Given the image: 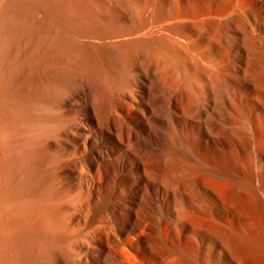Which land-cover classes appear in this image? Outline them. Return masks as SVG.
<instances>
[{
	"label": "bare ground",
	"instance_id": "6f19581e",
	"mask_svg": "<svg viewBox=\"0 0 264 264\" xmlns=\"http://www.w3.org/2000/svg\"><path fill=\"white\" fill-rule=\"evenodd\" d=\"M231 21L247 30L243 37L257 43L263 58L264 0H0V264H192L194 255L208 264L207 224L222 218L226 224L236 219L240 227L232 229L229 254L262 245L245 229L260 226L257 191L243 199L242 184L231 185L227 201L215 194L212 202L202 196L195 203L191 188H208L212 181L191 179L188 167L179 181L174 125L169 128L179 122L180 102H187L193 107L187 108L193 112L192 161L208 164L197 141L211 144L217 155L223 148L219 123L207 115L214 104L204 107L198 98L211 72L195 70L198 75L181 79V71L195 60L224 81L237 78L231 53L241 37L230 30ZM263 75L257 82L264 96ZM260 93L236 98L256 119L262 113L257 106H264ZM234 94L229 97L236 101ZM250 116L247 130L264 129V115ZM199 203L219 210L209 213ZM233 257L238 264L239 256Z\"/></svg>",
	"mask_w": 264,
	"mask_h": 264
},
{
	"label": "rangeland",
	"instance_id": "374dc122",
	"mask_svg": "<svg viewBox=\"0 0 264 264\" xmlns=\"http://www.w3.org/2000/svg\"><path fill=\"white\" fill-rule=\"evenodd\" d=\"M119 4V3H118ZM121 4V3H120ZM235 21V22H234ZM233 21V23H238V21H236V20H234ZM232 23V21L231 22H229V28H230V30L234 33V35L237 37V38H240V39H238L237 41H236V47L234 48L233 47V49L234 50H232V53H231V56H232V60H233V67L235 68L234 70H235V74H236V76H237V78H235V77H231L230 75V77H226L225 78V81L224 80H222V78H221V76H219V74L217 73V70L215 69V71L213 70V71H211L210 69H207V67L205 66H203L201 63H199L198 61H195V60H193V61H195V62H193V61H191V63L190 62H188V63H186V65L185 66H187V68H189V69H187V68H185L184 69V67H182L183 68V71H181V73L182 72H184V73H182L184 76L183 77H181L180 75H182V74H179V76L181 77V79L182 78H185V75L187 76L188 75V73L190 74V73H193V72H196L195 74H197V72L198 71H200V70H204L203 72H207L208 73V71L209 72H211L210 73V75H209V73L207 74V75H209L208 76V79H204V80H206V81H204V82H202L203 83V85H202V90H201V88L199 89V90H201L202 91V93L200 92H196L197 91V89H196V95H197V93H199L200 95H199V99H201V103H202V105H204V107L206 106L205 104H211V103H213L214 104V109L215 110H211V111H209V110H207V112H208V116L209 117H211V119L212 118H214V119H217V122L219 123L217 126H219L216 130V132L218 133V131L220 132L219 134H220V137L222 136V140L224 141L223 142V148H219V153H218V155H217V153H216V151H215V153H214V151L212 152V150L210 149L211 148V144L209 145V143H207V144H204V143H202V142H200V141H197V143L195 144V147H197V145H200V146H198L197 148V153H198V155L201 157V158H204L205 160H206V162L208 163V164H206V166H202L200 163L198 164V163H196V162H193L192 160H194V159H192L191 157H193L192 156V153H194V150H193V148H192V145H190L191 143H192V135H194V137H195V134H194V129L192 128V126H191V122H190V120L188 119L189 117H188V114L190 115V114H192L191 112L189 113V110L187 109V108H189V109H191L192 108V110H193V107H192V105H190L189 107H188V103L187 102H185L186 103V105H184V106H186V108H184V106H183V104H185V103H183V102H180V108L178 109V111L177 110H175V112H176V117L178 118V120H179V122H170L171 124H170V129H172V125H174L173 126V131H175L174 132V137H173V139H172V141L173 142H175L174 144H176L174 147H175V150H176V153L178 154L177 155V157H179L178 159H179V161H178V159H177V165H180L179 166V168H181V169H179L180 171H178V176L181 174V177L179 176L178 178H179V181L180 180H182V181H184V179H186L185 178V173H184V170H182L184 167V169H186L187 167H188V169H189V177L192 179V178H194L193 180H195V178H199L200 180H203V182H205L207 185H209V184H211V186L209 187L208 186V188H199L198 189V187L197 188H191V190H193L192 191V194H193V196L195 197V203H198V202H200L201 203V201L206 197L207 198V200L206 201H208V202H212L214 199H213V197L212 196H215V194L217 195V199H218V201H227L228 200V197H229V190H230V188H231V185H233V186H241V184H242V187H240V188H242L241 190L243 191V194L241 195V196H239V197H241V198H243V199H247V198H249V197H251L252 195H254L255 193H254V191L256 192H258V194H257V192H256V194L254 195L255 197H254V205L256 206V208H258V209H256L257 210V212H256V214H259L260 216H257V219H256V223H257V226H259V224H258V222L260 223V226H259V228L257 227V228H255V227H246L245 229L248 231V232H250L251 234H250V236L252 237V235H253V237L255 238L254 240H256V242H260V240H261V244L263 245H260L259 243H258V246H260L263 250H261V248H258V246L256 245V247L255 248H253V249H250V250H248L247 251V249H249V248H242V249H239V251H237L236 252V254L237 255H235L234 253H230L229 254V251H231V250H229L228 249V247H230V245L228 246V243H231L232 244V241H235V240H232V239H235V234H236V231H238L237 229H239L240 227H239V222L236 220H233V221H230L231 222V225H229L230 224V222L229 223H225V222H227V221H225V220H223V218L221 219L222 220V222H221V220L219 221V220H213L214 222L215 221H217V224L218 225H216V222L214 223V226H212L213 225V223H212V221L211 222H209V224H207L208 225V237H209V239H208V244H209V246H208V248H209V255L208 256H210V257H207L206 259H208L209 261H207V263L208 264H235V262H234V257H233V255L234 256H236V257H238L239 259H238V261H240L238 264H249V263H251V264H264V192H263V189H264V182H262V181H264V173H263V169H264V161H263V155H264V147H263V145L262 144H264L263 142H264V140L263 139H261L262 141H260V139L258 138L259 136L261 137L262 136V138H264V135H263V132H260L259 133V129L262 127H260V126H258L257 128H256V130L254 129V131H255V133L256 134H254V131L252 132L251 130L249 131V130H247V129H249V127H248V123H247V121L249 122V116H250V118L252 117L253 119L255 118L256 119V115L253 113V114H250V112L248 111L250 108H249V105H248V108L247 107H245L247 104H246V102L245 101H243L244 103H242V102H239L238 101V99H236L237 97H239L240 95L239 94H241L242 96H246L247 95V93H255L256 95L258 94V93H260L259 92V87H258V82L261 80V74L262 73H264V57L262 58V55H261V53H260V55L261 56H259L258 54H257V50H256V46H257V43H256V46L254 47V45H251L247 40H246V38H244L245 36H247L246 34H247V30H243V31H245V32H241L239 29V31L234 27V25L235 24H233ZM236 23V24H237ZM232 24V25H231ZM231 25V26H230ZM232 29H234V30H232ZM236 29V30H235ZM236 31V32H235ZM238 31V32H237ZM241 32V33H240ZM236 33V34H235ZM242 33H244V35H242ZM244 36V37H243ZM236 38V39H237ZM245 41H247V42H245ZM243 43V44H242ZM246 43V44H245ZM238 44V45H237ZM244 44L245 45H247V46H244ZM250 44V45H249ZM249 46V47H248ZM252 46V47H251ZM236 49V50H235ZM252 49H254V50H256V52L255 51H253ZM250 51V52H249ZM253 51V52H252ZM252 52V53H251ZM251 53V54H250ZM252 54H254V55H252ZM256 54V55H255ZM250 55H252V56H250ZM256 56H258V57H256ZM251 57H253V60H252V58ZM261 57V58H260ZM256 58V59H255ZM259 60H258V59ZM249 59H251V60H249ZM255 59V60H254ZM261 59H263V61H261ZM257 60H258V62H257ZM235 61V62H234ZM250 61V62H249ZM253 61V62H252ZM255 62V63H254ZM190 63V67H189V64ZM195 63V64H194ZM199 64L198 65V67H197V64ZM238 65H237V64ZM254 63V64H253ZM258 63L260 64V63H262L263 64V66L260 64L259 66H258ZM236 64V65H235ZM248 64H250V65H248ZM196 66V68L197 69H195V66ZM250 66L249 68H248V66ZM192 66H193V68H192ZM201 66H203V68H201ZM238 66V67H237ZM258 66V67H257ZM261 66V67H260ZM78 67H79V65H78ZM90 67H93V69L94 70H91L92 68H90ZM180 67V68H181ZM73 68H77V67H73ZM239 68V69H238ZM251 68V70H249ZM263 68V69H262ZM80 69H82L81 68V65H80ZM79 68H77L76 70L75 69H73V70H75L76 72V74H80L79 72L81 71ZM89 69H90V71H92V72H94V75L92 76V79L91 78H89V76H91V73H90V75L88 76V77H83V78H85V79H87V78H89V80L93 83L94 81H95V79L97 80V78H96V76L95 75H97V73L95 72L96 70H95V66H89ZM246 69H248V70H246ZM254 69V70H253ZM258 69V70H257ZM260 69L262 70V71H260ZM77 70H80L79 72L77 71ZM180 70H182V69H180ZM188 71L187 72V74H186V72L185 71ZM190 70H191V72H190ZM195 70H198V71H195ZM253 70V71H252ZM236 71L238 72V73H236ZM245 71H247L246 73H245ZM256 71V72H255ZM258 71V72H257ZM260 71V72H259ZM78 72V73H77ZM215 72V73H214ZM251 72V73H250ZM254 73V76H256V77H254L253 78V75H251V74H253ZM74 75V76H80V75ZM198 74H199V72H198ZM197 74V75H198ZM214 74V75H213ZM217 74V75H216ZM244 74L246 75V77L244 76ZM238 75H239V77H238ZM259 75V76H258ZM94 76H95V78H94ZM211 76H212V79H211ZM250 76H251V78H250ZM264 76V75H263ZM81 77V76H80ZM220 77V78H219ZM83 78L81 77V79L83 80ZM93 78H94V80H93ZM189 77L187 76V79H188ZM235 78V79H234ZM248 78V79H247ZM258 78V79H257ZM84 79V80H85ZM211 79V80H210ZM220 80V82H219V80ZM237 79V80H236ZM255 79H257L256 81H255ZM83 80V81H84ZM88 80V79H87ZM87 80H86V82H87ZM184 80V79H183ZM209 80H210V82H209ZM233 80H235V81H233ZM239 80V81H238ZM255 82H254V81ZM185 81V80H184ZM258 81V82H257ZM90 82V83H91ZM97 82H99V81H97ZM206 82V83H205ZM94 83H96V81L94 82ZM223 83V84H222ZM224 83H225V85H224ZM228 83V84H227ZM230 83V84H229ZM232 83V84H231ZM253 83H254V86H253ZM257 83V84H256ZM235 85V87H233V88H237V90L238 91H236V90H234L232 87H229V86H234ZM237 84V85H236ZM239 84V85H238ZM221 87H220V86ZM223 86H224V88H223ZM239 86H241L240 88H238ZM250 86V87H249ZM229 87V89L230 88H232V89H227ZM243 87V88H242ZM253 87H258V88H256L257 89V92H256V89L255 88H253ZM203 88H205V89H203ZM244 88H246V89H244ZM221 89V90H220ZM225 89V90H224ZM245 90V92L244 91H242V90ZM255 89V90H254ZM227 90H228V93L226 94V92H227ZM233 90V91H232ZM253 92H252V91ZM221 91L222 92H224V93H222L221 94ZM230 91H232V92H230ZM240 91H242V93H238V92H240ZM247 91V92H246ZM249 91V92H248ZM255 91V92H254ZM235 92H237V93H235ZM204 93V94H203ZM231 93V94H230ZM234 95H236V96H234V98H235V100L236 101H233L232 100V98H230V97H232L233 96V94ZM244 93H245V95H244ZM229 97H227L226 95ZM239 96H238V95ZM261 94V93H260ZM204 95V96H203ZM225 95V96H224ZM250 95H252V94H249V96ZM254 95V94H253ZM253 95H252V97H253ZM256 95H254V97L255 98H259L258 97V95H257V97H256ZM198 96V95H197ZM203 96V97H202ZM224 96V97H223ZM248 96V95H247ZM260 96V102L263 100L264 101V99H262L261 98V96H263L262 94L261 95H259ZM228 98V99H224V98ZM253 97V98H254ZM263 98H264V96H263ZM233 101V102H232ZM230 102H231V104H230ZM237 102V103H236ZM239 102V103H238ZM181 103H183V104H181ZM190 103V102H189ZM205 103V104H204ZM229 103V104H228ZM234 103V105H236V104H238V105H236L235 107H234V105H233V107L234 108H232V107H228L227 105H229V106H231L232 104ZM244 105L245 104V106H242V104ZM256 103V106L257 105H260L259 103H258V101H256L255 102ZM262 104H263V102H261ZM207 104V105H208ZM264 105V104H263ZM182 106V107H181ZM216 106V107H215ZM238 106V107H237ZM241 106V107H240ZM258 107V108H257ZM256 108L258 109V111H256V113L257 112H259L260 110V112H262L263 113V111H264V106H261L260 105V107L259 106H257ZM183 110H182V109ZM237 108V109H236ZM239 108H241V109H239ZM248 110H247V109ZM259 108H260V110H259ZM263 108V109H262ZM171 110H173L172 108H170ZM170 109H165V110H167V111H165L164 110V116H165V112H167L166 113V117L165 118H167V116H168V110H170ZM246 109V110H245ZM187 110V111H186ZM217 110V111H216ZM232 112H231V111ZM238 110V111H237ZM245 110V111H244ZM180 111V112H179ZM182 111V112H181ZM240 111V112H239ZM242 111V112H241ZM244 111V112H243ZM247 111L249 112V114L247 113ZM185 112V113H184ZM220 112V113H219ZM228 112V113H227ZM182 113V114H181ZM184 113V114H183ZM216 113H218V115H220V118L222 119H220L219 120V118L216 116ZM225 113H227V114H225ZM238 113V114H237ZM262 113H257V115L259 116L260 115V117H262L264 114H262ZM181 114V115H180ZM187 114V115H186ZM232 114H234V115H232ZM183 115V116H182ZM241 115V116H240ZM243 115V116H242ZM246 115V116H245ZM248 115V116H247ZM236 116H240L239 117V119H237L238 117H236ZM245 116V117H244ZM255 116V117H254ZM258 116H257V119H258ZM234 117H236L235 119H234ZM247 117V118H246ZM250 119V121H254L253 119ZM231 121H230V120ZM232 119H234V121L232 120ZM242 119V120H241ZM256 119V120H257ZM262 119L264 120V116L262 117ZM238 120V121H237ZM245 120H246V123H245ZM185 123H184V122ZM229 121V122H228ZM235 121H236V124H233L232 125V123H235ZM243 121V122H242ZM221 122H223L222 124H221ZM232 122V123H231ZM239 122L243 125H241V124H239ZM178 123V124H177ZM181 123V124H180ZM184 123V124H183ZM225 123V124H224ZM237 123H238V125H237ZM220 124H221V126H222V128H220ZM231 124V125H230ZM244 124H247V125H244ZM241 125V126H240ZM233 126V127H232ZM175 127V128H174ZM235 127V128H234ZM239 127V128H238ZM246 127H248V128H246ZM224 128V129H223ZM259 128V129H258ZM175 129V130H174ZM232 129V130H231ZM263 131H264V129L263 128H261ZM164 132L166 133V131H168V133H166V134H169L170 135V131L168 130V129H166V128H164ZM242 130H243V132H242ZM246 130V131H245ZM261 131V130H260ZM250 132H251V134H250ZM231 133H233V134H231ZM259 133V134H258ZM176 134V135H175ZM219 134H217L218 136H219ZM253 134H254V137H253ZM250 135H252V136H250ZM176 136H177V139H175L176 138ZM190 136H192V137H190ZM237 136V137H236ZM248 136V137H247ZM233 137V138H232ZM249 137H251V138H249ZM248 138H249V140H248ZM176 140V141H175ZM190 140V141H189ZM236 140V141H235ZM242 140V141H241ZM260 141V142H259ZM198 142L200 143V144H198ZM226 142V143H225ZM242 142V143H241ZM259 142V143H258ZM262 142V144H260ZM187 145H186V144ZM190 143V144H189ZM254 145H253V144ZM226 146H225V145ZM242 144V145H241ZM246 144V145H245ZM252 144V145H251ZM260 144V145H259ZM210 147H209V146ZM257 145V146H256ZM248 146V147H247ZM251 146H253V148L251 147ZM258 149H256L255 150V147ZM189 147H191L190 149H189ZM245 147V148H244ZM247 147V148H246ZM251 147V148H250ZM240 149H241V152H240ZM253 149V150H252ZM256 152H255V151ZM259 150H260V152L261 153H259ZM209 151V152H208ZM246 152V154L248 155L249 153H251V151H252V153L251 154H253V155H251V154H249L248 156L245 154V152ZM217 152H218V150H217ZM249 152V153H248ZM255 152V153H254ZM211 153V154H210ZM240 153H241V155H240ZM256 153H258V154H256ZM190 154V155H189ZM215 154V155H214ZM261 154V155H260ZM205 155V156H204ZM208 155V156H207ZM211 157H210V156ZM245 155V156H244ZM255 155V156H254ZM191 156V157H190ZM242 156V157H241ZM247 156V157H246ZM251 156V157H250ZM185 159H184V158ZM190 157V158H189ZM218 157V158H217ZM248 157L249 158H251V159H253V160H251V159H248ZM255 157V158H254ZM260 157V158H259ZM213 158V159H212ZM245 158H247L246 160H245ZM263 158V159H262ZM191 159V160H190ZM212 159V160H211ZM216 161H215V160ZM255 159V160H254ZM259 159V160H258ZM208 160V161H207ZM263 162H262V161ZM215 161V162H214ZM241 161H243L242 163H241ZM246 161V162H245ZM251 161V162H250ZM256 161V162H255ZM258 161V162H257ZM261 163H263V164H261ZM182 162H183V164H182ZM212 162V163H211ZM255 162V163H254ZM212 165H211V164ZM256 164V165H254V164ZM260 163V164H259ZM209 164H210V166H209ZM217 164H218V166H217ZM243 164H244V166H243ZM252 164V165H251ZM183 165H185V166H183ZM187 165V166H186ZM201 165V166H200ZM247 165V166H246ZM253 165H254V167H253ZM259 165H263L262 167H263V169L261 168V166H259ZM208 166V167H207ZM249 166H251V167H249ZM203 167H205L204 169H203ZM246 168L245 170H243L244 168ZM211 168V169H210ZM243 168V169H242ZM251 168V170H253L252 168H255V170H253V171H248L249 169ZM259 170H258V169ZM210 171H209V170ZM213 169V170H212ZM192 170V171H191ZM215 170L217 171V170H219V171H217V172H215ZM182 171H183V174H182ZM186 171V170H185ZM215 172V173H213V172ZM248 171V172H250V173H246V172ZM191 172V173H190ZM241 172H243V173H241ZM245 172V173H244ZM253 172V173H252ZM256 174H255V173ZM259 172H260V174H259ZM216 173H217V175H216ZM191 174V175H190ZM192 174H193V176H192ZM245 174V175H244ZM263 174V175H262ZM212 175V176H211ZM216 175V176H215ZM248 175V176H247ZM258 175V176H257ZM259 175H260V177H259ZM242 176V178L240 179V181L242 180V182L240 183L239 182V178ZM254 176V177H253ZM247 177V178H246ZM248 177H250V178H248ZM181 178V179H180ZM206 178V179H205ZM210 178H212V180L210 179ZM250 180V183H249V181L248 180ZM207 180V181H206ZM245 180H246V182H245ZM212 181V182H211ZM246 183H244V182ZM209 182H211V183H209ZM240 184H239V183ZM248 182V183H247ZM209 183V184H208ZM253 183V184H252ZM238 184V185H237ZM213 185V186H212ZM246 186V189L248 190H246V189H244L245 187L244 186ZM257 188V190H254L255 189V187ZM192 187H194V186H192ZM252 187V188H251ZM263 189H262V188ZM213 189V190H210V189ZM261 188V189H260ZM198 189V190H197ZM205 189H207V190H205ZM251 189V190H250ZM250 190V191H249ZM195 191H197V192H195ZM203 191H205V192H203ZM208 193H207V192ZM252 191V192H251ZM214 192V193H213ZM216 192V193H215ZM245 192V193H244ZM249 192V193H248ZM203 193H204V195H203ZM242 193V192H241ZM201 194V195H200ZM208 194V195H207ZM214 194V195H213ZM245 194H248V195H246L245 196ZM198 195H200V196H198ZM211 195V196H210ZM250 195V196H249ZM202 196L204 197V198H202ZM243 196V197H242ZM249 196V197H248ZM258 196V197H257ZM199 197H201V198H199ZM220 197V198H219ZM246 197V198H245ZM258 198V200H257V198ZM212 198V199H211ZM240 198V199H241ZM251 198H253V196L251 197ZM200 199H202V200H200ZM220 199V200H219ZM239 199V200H240ZM200 200V201H199ZM257 200V201H256ZM197 201V202H196ZM242 201V200H241ZM255 201H256V203H255ZM237 202H239V201H237ZM237 202H235V200H234V203H233V206H236V204H237ZM263 202V203H262ZM198 204V205H201V207H202V205L203 204ZM259 204V206H257ZM197 205V204H196ZM204 206V205H203ZM203 208H205V210H207V211H209V213H212V212H214V210H215V212H216V210H219V208L218 209H216V207H212L211 208V206L210 205H206L205 204V206L203 207ZM235 208V207H234ZM259 211V212H258ZM217 212H219L220 213V211H217ZM260 217V218H259ZM263 217V218H262ZM259 218V219H258ZM259 220V221H258ZM261 220V221H260ZM263 220V221H262ZM218 221H219V223H218ZM234 222V223H233ZM221 223L223 224L222 226H221ZM211 224V225H210ZM225 224V225H224ZM238 225V226H237ZM219 226V227H218ZM229 226V227H228ZM223 228L222 230H221V228ZM211 228V229H210ZM231 231L233 228H234V230H236L235 232H234V230H232L230 233H232V234H230V233H228V229ZM237 228V229H236ZM251 228V229H250ZM215 229H216V231H215ZM218 229V230H217ZM220 229V230H219ZM252 229H254V230H252ZM211 230H212V232H211ZM255 230H259V233L257 232V231H255ZM220 231V232H219ZM222 231V232H221ZM227 231V232H226ZM246 231V232H247ZM254 231V232H253ZM217 232H219V233H217ZM248 232H247V234H248ZM212 233H215V234H213V235H211ZM218 235H217V234ZM224 233H226V234H224ZM235 233V234H234ZM254 233V234H253ZM223 234V235H222ZM229 234L232 236V237H234V238H232L231 236H229ZM226 235V236H225ZM227 235H228V237H227ZM257 235L258 236H260L259 238L257 237ZM215 236V237H214ZM219 236V237H218ZM221 236V237H220ZM224 237V238H223ZM252 237V238H253ZM216 238V239H215ZM219 238L222 240H220L221 242H223L222 244H224V245H226L227 246V249H225L226 248V246H224V245H222L221 244V242L219 241ZM213 239V240H212ZM227 239V240H226ZM232 241H231V240ZM260 239V240H259ZM225 240V241H224ZM229 240V241H228ZM216 242H218L217 244H216ZM220 242V243H219ZM222 245V246H219V245ZM217 246V247H216ZM224 247V248H223ZM218 249V250H217ZM244 249V250H243ZM246 249V250H245ZM258 251H257V250ZM220 250V251H219ZM229 250V251H228ZM240 250H242V251H240ZM214 251V252H213ZM222 251V252H221ZM228 253H227V252ZM251 253H250V252ZM216 252V253H215ZM221 252V253H220ZM239 252H240V255H239ZM248 252V253H247ZM252 252H254V253H252ZM243 253V254H242ZM246 253V254H245ZM250 253V254H249ZM211 254V255H210ZM220 254V255H219ZM180 256V261L181 262H183V258H184V256L182 255V257H181V254L179 255ZM214 256V258L217 260L216 262H214L213 261V257ZM211 258H212V260H211ZM219 258V259H218ZM194 259V260H193ZM206 259H205V261H206ZM232 259V260H231ZM249 259V260H248ZM196 260V261H195ZM192 261H194V262H192ZM198 262V263H197ZM248 262V263H247ZM184 263V262H183ZM191 263L193 264V263H195V264H200V262L198 261V259H197V257L194 255V258H192L191 259Z\"/></svg>",
	"mask_w": 264,
	"mask_h": 264
}]
</instances>
